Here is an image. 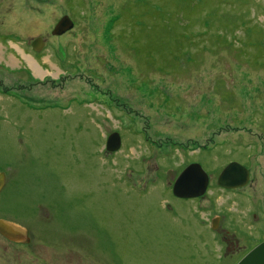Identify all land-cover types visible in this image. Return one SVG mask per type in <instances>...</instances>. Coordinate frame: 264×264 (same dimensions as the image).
Returning a JSON list of instances; mask_svg holds the SVG:
<instances>
[{"label": "rangeland", "instance_id": "374dc122", "mask_svg": "<svg viewBox=\"0 0 264 264\" xmlns=\"http://www.w3.org/2000/svg\"><path fill=\"white\" fill-rule=\"evenodd\" d=\"M190 162L202 199L172 192ZM3 186L0 215L50 208L73 264H237L264 242V0H0Z\"/></svg>", "mask_w": 264, "mask_h": 264}, {"label": "flooded vegetation", "instance_id": "af4514ba", "mask_svg": "<svg viewBox=\"0 0 264 264\" xmlns=\"http://www.w3.org/2000/svg\"><path fill=\"white\" fill-rule=\"evenodd\" d=\"M69 33L59 37H64ZM37 39L42 38L36 37L30 43V46L37 53L43 54L47 49V43L42 39L43 46L39 44L35 46L34 41ZM45 80L44 78L43 81L45 82ZM192 164L198 163L190 162L185 168ZM222 171L219 173V176ZM249 173L251 180L250 170ZM4 188L5 186L0 190V195L4 192ZM221 189L227 192H237L240 190ZM198 199H202V197ZM49 211L50 208L48 207H38L31 214H27L22 221L14 217L9 218L0 215V222L7 225L6 235L0 232V264H73V239H63L61 234L56 232V220L55 218H51ZM17 227L20 231L17 230ZM63 245L69 249V254H62Z\"/></svg>", "mask_w": 264, "mask_h": 264}, {"label": "water", "instance_id": "95a60500", "mask_svg": "<svg viewBox=\"0 0 264 264\" xmlns=\"http://www.w3.org/2000/svg\"><path fill=\"white\" fill-rule=\"evenodd\" d=\"M75 24L69 16L63 17L52 31L53 36H62L71 31ZM43 46L42 40L34 42L36 46ZM122 140L119 133L109 136L106 143V150L110 153L118 152L121 148ZM250 173L247 168L238 164H229L220 174L218 185L227 190L242 189L248 185ZM210 184V177L201 165L192 164L183 170L173 185V194L182 200L197 199L206 195ZM216 227V223H214ZM7 225L0 222V232L6 235ZM237 264H264V242L251 250Z\"/></svg>", "mask_w": 264, "mask_h": 264}, {"label": "bare ground", "instance_id": "6f19581e", "mask_svg": "<svg viewBox=\"0 0 264 264\" xmlns=\"http://www.w3.org/2000/svg\"><path fill=\"white\" fill-rule=\"evenodd\" d=\"M29 63L36 73H38L39 75H42V76L46 75V73H43L41 71L40 67L38 66V64L36 62H34L32 59H29Z\"/></svg>", "mask_w": 264, "mask_h": 264}]
</instances>
